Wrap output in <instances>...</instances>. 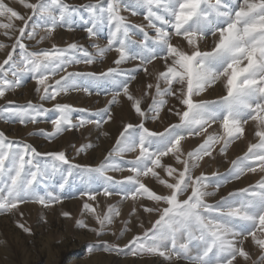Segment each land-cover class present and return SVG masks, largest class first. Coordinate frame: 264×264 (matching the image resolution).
Segmentation results:
<instances>
[{"label":"snow or ice","instance_id":"snow-or-ice-1","mask_svg":"<svg viewBox=\"0 0 264 264\" xmlns=\"http://www.w3.org/2000/svg\"><path fill=\"white\" fill-rule=\"evenodd\" d=\"M19 3L32 14L25 17L0 0V17L10 21L0 23V28H13V20L23 22L18 29L19 36L11 45L12 51L0 63V99L19 87L26 76L38 85L35 91L40 94V101H55L71 91L91 95L92 89L101 83L113 85L114 91L108 106L91 114L95 119L81 117L74 123L72 114L86 110L66 103H56L54 108L47 109L31 101L25 105L8 101L0 107V121L22 126L48 121L54 130H40L39 135L51 140L85 125L101 127L108 123L112 120L111 106L120 103L121 94L132 102L131 107L140 121L124 125L114 147L96 167L74 164L62 151L37 152L31 144L11 140L0 132V214L11 213L24 203H36L44 208L62 204L65 197L61 193L66 187H74L78 180L88 186L79 192L81 198L86 196L96 201L101 194L108 198L120 196L125 201L144 198L153 203H137L131 217L138 219L140 209L158 214L150 228L123 247L100 241L101 247L96 250L133 257L159 255L168 260L176 257L189 264H234L238 257L250 259L243 247L244 240L250 236L261 249L260 264H264V238L257 236L258 232L264 235V178L255 185L229 192L215 204L207 202V197L216 196L222 187L240 180L246 173L257 172V163L259 171L264 172V0H98V3L80 6H70L65 0H37L36 3L19 0ZM122 8L133 15L138 9H144V19L155 35L150 36L143 26L130 24L121 15ZM33 17H36L34 21ZM29 21H33L31 26ZM77 26H82L89 38H97L107 29V46H93L101 58L109 51L117 52L119 55L114 61L117 67L99 74L68 71L69 67L95 63L93 54L76 43L66 48L53 45L51 49L31 51L22 42V39H34L38 28L50 36L57 27L73 31ZM134 34L141 35V39H132ZM173 37H181L186 43L183 47L173 45ZM45 38L41 37V41ZM209 38L212 46L202 48L201 41ZM6 47L0 43V50ZM13 53H16L15 59ZM156 59L164 61L165 70L158 74L155 85H147L149 90L155 87V95L149 105L142 107L141 99L132 95L129 86L137 79V72L141 69L147 72L146 65ZM133 60L140 62L137 68L119 67ZM9 74L14 79H9ZM56 76L59 79L54 83H46ZM161 82L165 85L163 88ZM220 82L224 89L222 96L214 100L195 99ZM166 97H175L183 109L175 106L168 109L178 117V123L170 124L163 131H152L145 126V121L160 119L168 103ZM49 113L54 115L50 117ZM249 119L258 122L260 130L255 135L259 142L251 144L243 157L233 160L226 173L214 172L211 177L204 173L195 175L199 162L206 156L212 157L216 145L222 144L220 153L227 154L229 147L242 138ZM216 123L221 125L223 134L209 133ZM206 133L203 143L184 158L181 142L188 136ZM89 147L83 146L78 151L86 152ZM126 153L137 155L124 161ZM169 154L182 165V170L162 163V158ZM157 169L165 172L172 182ZM125 170L134 175L119 180L107 175L109 171ZM149 175L168 190L167 194H158L142 181L141 177ZM56 176L59 180L52 184ZM95 184L100 187L89 190ZM85 213L91 214L99 227H91L83 219L76 221L77 226L98 237L108 234L115 218L121 215L116 205H108L107 211L101 214L88 202L82 206V215ZM61 214L71 218L69 212ZM121 223L124 229L118 239L130 231L131 218ZM18 227L31 234L23 224ZM110 234L116 235L115 231ZM93 248L89 245L88 252Z\"/></svg>","mask_w":264,"mask_h":264},{"label":"rangeland","instance_id":"rangeland-1","mask_svg":"<svg viewBox=\"0 0 264 264\" xmlns=\"http://www.w3.org/2000/svg\"><path fill=\"white\" fill-rule=\"evenodd\" d=\"M4 2L25 17L32 14L30 9L24 8L19 3V0H4ZM29 2L36 3L37 0H29ZM65 2L70 6H80L89 3L95 4L98 3V0H65ZM145 14L146 12L142 8L138 9L135 15L129 10H124L123 8L121 10V15L125 16L130 24L143 26L150 36H154V30L148 27V21L144 19ZM35 19L36 17H33V21ZM33 21L28 22L30 26ZM0 23H10V21L7 17H0ZM11 23L14 25L13 28H0V43L7 45L6 48L0 50V63L12 51L11 45L15 43L16 37L19 36L18 29L23 26V22L20 20H13ZM157 24L159 26V22ZM5 32H8L9 35L6 36ZM63 34H65L64 38ZM41 37L46 38L41 41ZM107 38V29H104L99 37L89 38L84 28L77 26L73 31H68L63 27H57L50 36L42 28H38L34 39H22V42L31 51L51 49L53 45L61 48H66L71 43L82 45L93 54L95 63L69 67L68 71H87L99 74L107 71L109 68L117 67L114 61L118 58L119 54L114 50L107 52L102 58L96 55L97 49L93 45L98 44L102 48L106 47ZM132 39L140 40L141 35L134 34ZM172 43L173 45L180 44L183 47L186 42H182L181 37H173ZM211 46V38L206 41H201L202 48H210ZM18 52L19 49H17ZM13 56L15 59L16 53H13ZM139 64V61L133 60L122 63L119 67L121 69L131 70L137 68ZM7 67L5 65V68ZM146 68L147 72H144L142 69L137 72V79L129 86V91L132 95L137 99H141L142 107L149 105L152 97L155 95V87L149 90L147 89V85H155L157 83L156 78L158 74L165 70L164 61L162 59H156L151 64H147ZM8 78L14 79L11 74H9ZM55 79H59V76L50 79L46 83L52 84ZM160 86L163 88L165 85L161 82ZM37 87L38 85L34 79L30 76L24 77L19 87L14 91H8L5 97L0 99V107L4 106L8 101H13L18 105H25L31 101L34 104H43V107L47 109L54 108L56 103H66L76 109L86 110L83 112L77 111L72 114L73 122L78 123L81 117L95 119L96 117L91 114L108 106V101L112 99V93L114 91L113 85L101 83L97 88L92 89L91 95L85 91H71L66 95L62 94L58 96L55 101H40V94L35 91ZM97 92L99 94H96ZM223 94L224 89L222 82H220L213 88L205 91L202 96L195 97V99L214 100ZM166 99L168 103L161 111L160 119L155 121L149 119L145 121V126L152 131H163L170 124L178 123V117L171 114L168 109L173 106L181 108V105L175 97H166ZM119 100V104L111 106L112 120L103 124L101 127H97L95 124H89L79 129L66 131L49 140L39 135L40 130H44L45 132H52L54 130V126L48 121L36 124L29 123L27 126H22L19 123L0 121V132H3L11 140L31 144L37 152L49 153L62 151L74 164L96 167L104 161L109 151L112 150L124 125L127 123L136 124L140 121V117L134 113V108L131 107L132 102L127 100L123 94H121ZM181 110L183 109L181 108ZM53 115L54 113H49L50 117ZM258 130H260L258 122L249 119L248 123L244 125L242 138L236 140L229 147L227 154L220 153L222 144L216 145L212 157H204L199 162V167L195 169L194 174L200 175L204 173L211 177L214 172L220 174L226 173L231 167L233 160H236L238 157H243L251 144L259 142V137L255 135ZM208 131L209 133L216 132L223 134V129L219 123L213 124ZM105 132L108 134L103 135ZM206 135L207 133L202 136H188L181 142V149L185 154L184 158H186L188 152L193 151L199 144L203 143ZM86 145H91V147L86 149V152L78 151V149ZM136 155L137 153H126L123 160L134 159ZM162 163L182 170V165L177 164L171 154L168 157L162 158ZM157 171L163 177L169 179V182H172L171 178L167 177L165 172H162L160 169H157ZM107 175L119 180L134 174L125 170L123 172L109 171ZM262 178H264V172L259 171L257 163V172L246 173L240 180L227 184L220 189L216 196L207 197V202L215 204L220 197L227 196L229 192L255 185ZM141 179L158 194H167L168 190L162 185H159L151 175L141 177ZM58 180L59 176H56L51 183L55 184ZM99 187V184H95L89 190H95ZM86 188H88L87 185L81 184L77 180L74 187L71 189L66 187L61 193L65 197L62 204L44 208L36 203H24L11 213L0 214V264H189L187 260L176 257H172L171 260L159 255L133 257L131 255H116L114 253L96 250L101 247L100 241H108L109 243L119 244L123 247L134 236L142 235L145 229L150 228L152 223L158 219V214L145 213L140 209L137 212L138 219L131 217L132 208L137 203L152 204L153 202L146 201L144 198H138L137 201L129 198L125 201L120 196L114 195L108 198L102 194L97 195L96 201H91L86 196L81 198L79 195V192ZM209 191H212V189L209 188ZM184 198L180 197V199ZM85 202L92 204L93 207L97 208V212L101 214L107 211V207L110 204L116 205L119 208L121 215L115 218L114 224L110 226V231H115V236L111 235L110 231H108V234L98 237L88 229H82L77 226L76 221L83 219L91 227H99L96 225L91 214L85 213L82 215V206ZM62 212L71 213V218L64 217L61 214ZM129 218H131V224L129 225L130 231H127L122 238L118 239L120 232L124 229V224L121 221H126ZM18 224H23L26 228H29L31 234L26 233L18 227ZM141 224H143V227H140ZM257 236L264 238V235L259 232ZM239 239L238 237L237 240ZM89 245L94 246L91 253L87 250ZM243 247L249 253L250 259L245 261L242 257H238L234 264H260L262 251L259 246L255 245L250 236L247 240H244ZM191 254L194 255L195 252L193 251Z\"/></svg>","mask_w":264,"mask_h":264},{"label":"bare ground","instance_id":"bare-ground-1","mask_svg":"<svg viewBox=\"0 0 264 264\" xmlns=\"http://www.w3.org/2000/svg\"><path fill=\"white\" fill-rule=\"evenodd\" d=\"M65 34H63V38H64Z\"/></svg>","mask_w":264,"mask_h":264}]
</instances>
